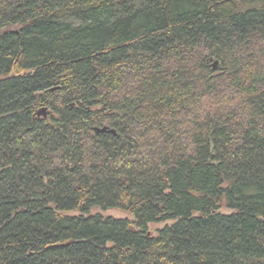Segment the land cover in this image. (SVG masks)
Returning a JSON list of instances; mask_svg holds the SVG:
<instances>
[{"label": "trees", "instance_id": "trees-1", "mask_svg": "<svg viewBox=\"0 0 264 264\" xmlns=\"http://www.w3.org/2000/svg\"><path fill=\"white\" fill-rule=\"evenodd\" d=\"M0 264H264V0H0Z\"/></svg>", "mask_w": 264, "mask_h": 264}, {"label": "rangeland", "instance_id": "rangeland-1", "mask_svg": "<svg viewBox=\"0 0 264 264\" xmlns=\"http://www.w3.org/2000/svg\"><path fill=\"white\" fill-rule=\"evenodd\" d=\"M105 215L113 216V217H126L123 213L121 212H116V211H108L105 213ZM163 224H154L149 226V231L154 234L156 229L161 228Z\"/></svg>", "mask_w": 264, "mask_h": 264}, {"label": "water", "instance_id": "water-1", "mask_svg": "<svg viewBox=\"0 0 264 264\" xmlns=\"http://www.w3.org/2000/svg\"><path fill=\"white\" fill-rule=\"evenodd\" d=\"M39 115L41 114H45V109H41L38 113ZM95 133H103L106 132L108 130L107 127H103V128H94L93 129ZM111 131V130H110Z\"/></svg>", "mask_w": 264, "mask_h": 264}]
</instances>
